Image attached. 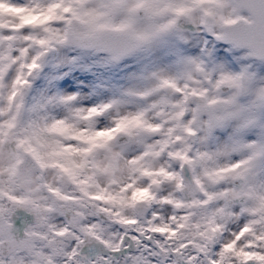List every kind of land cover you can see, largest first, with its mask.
Segmentation results:
<instances>
[{
  "label": "snow or ice",
  "instance_id": "obj_1",
  "mask_svg": "<svg viewBox=\"0 0 264 264\" xmlns=\"http://www.w3.org/2000/svg\"><path fill=\"white\" fill-rule=\"evenodd\" d=\"M0 264H264V0H0Z\"/></svg>",
  "mask_w": 264,
  "mask_h": 264
}]
</instances>
